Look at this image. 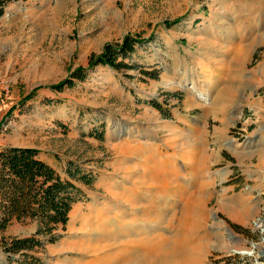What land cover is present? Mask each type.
Instances as JSON below:
<instances>
[{
	"label": "rangeland",
	"instance_id": "1",
	"mask_svg": "<svg viewBox=\"0 0 264 264\" xmlns=\"http://www.w3.org/2000/svg\"><path fill=\"white\" fill-rule=\"evenodd\" d=\"M127 34L152 37L132 60L161 69L157 79L97 65L73 87L51 88ZM179 50L198 65L188 74L177 64L181 77ZM153 98L166 116L147 107ZM186 120L203 132V154H176L188 127L165 141L166 125ZM134 144L174 154L128 153ZM6 146L36 148L60 172L73 160L97 175L90 186L76 181L85 194L63 235L36 252L41 264H264V0L9 2L0 18ZM34 227L13 218L0 239ZM0 264H21L1 240Z\"/></svg>",
	"mask_w": 264,
	"mask_h": 264
},
{
	"label": "trees",
	"instance_id": "2",
	"mask_svg": "<svg viewBox=\"0 0 264 264\" xmlns=\"http://www.w3.org/2000/svg\"><path fill=\"white\" fill-rule=\"evenodd\" d=\"M12 1L0 0V18L6 5ZM149 38L127 34L120 42L105 43L99 54L91 56L87 66L77 67L51 88L61 91L73 87L76 81L85 80L88 70L97 65H107L118 71L137 69L138 79H157L161 69L146 68L144 64L132 60L133 53ZM148 104L165 116L169 113L167 106L164 107L157 99L148 100ZM91 134L103 139V132L93 131ZM96 178L92 168H85L73 160L67 161L60 172L41 159L38 150L33 147H0V230L5 229L13 218L35 223L34 230L29 234L0 239L7 259L21 264H41L42 257L36 252L63 235L60 230L65 227L72 204L85 194L76 181L90 186Z\"/></svg>",
	"mask_w": 264,
	"mask_h": 264
},
{
	"label": "crops",
	"instance_id": "3",
	"mask_svg": "<svg viewBox=\"0 0 264 264\" xmlns=\"http://www.w3.org/2000/svg\"><path fill=\"white\" fill-rule=\"evenodd\" d=\"M191 25H193V24H191ZM191 25H190V27H191ZM197 41H202V40H197ZM179 46H181V45H179ZM181 53H183V52H181L179 50L178 55H176V56L174 55V60H176V66H174V72L179 77H181V71L178 69L177 64H180L181 65V64H185L186 63L185 64V67L188 68V70H189L190 67H194V66L198 67V65H195L194 62H193V60H192V57L194 55H189V53H186L187 55H185V54L182 55ZM133 56L135 57V55H133ZM196 58L200 59L198 56H196ZM143 64L145 65V63H143ZM160 74H161V72H160ZM160 74H159V76H160ZM188 74H190V70H189V73ZM211 76L212 77H210V78L215 79L217 81L222 79V78H220V75H216L215 73H212ZM135 78H137V76H135ZM150 80L151 79H147L146 82H148ZM122 82H124V81H122ZM121 84L126 88V85L124 83H121ZM156 85L160 86L161 84L160 83H156ZM124 87H123V89L125 91V88ZM172 89L173 90H170V91H174L175 88H172ZM226 93L227 92H226L225 89H218V95H220V97L223 96ZM220 99H222V98L217 99L216 100V103L220 102L221 101ZM147 107L150 108V109H153V110H155L157 112H159L157 109H155L152 106H148L147 105ZM204 109L209 112V110L206 107H204ZM206 117H207V115H206ZM183 120L184 119H182V122H183ZM184 122H185V124H179L178 125V124H176V122H172L171 121L170 124H167L166 126L168 128L166 127V129H165V131H166L165 134H166L167 138H165V141H168L169 139H173L174 141L177 140V142H179V140H180L179 137L180 138L181 137L184 138V133H183V132H185V129L184 128L185 127H188V132H186V133H189L190 135H189V137L187 135V138L188 139L186 141V143H187L186 150H184L183 152L182 151H177V152L175 151L176 154H203L204 153L203 151L201 153V152H198V150H197V146H198L197 145L198 144L197 137H199V135H201V137H202L203 136V132L201 130L200 131L199 130H196V132H195L194 129H193L194 125L190 124L188 120H186ZM170 126H172V127H170ZM169 131L171 133L169 135H167V133ZM119 147L120 148H124L125 145L123 144V145H121ZM137 149H138L139 152H136ZM120 152H123V151H120ZM126 152H123V154H125ZM148 152L142 148V145L141 144H134L133 146L130 145V149H129V152L128 153H130V154H174L172 150H169V151H167V153H165V152L159 151L158 148H156V147H152L151 151L149 153ZM46 162H48L49 164L52 165V163H50L49 161H46Z\"/></svg>",
	"mask_w": 264,
	"mask_h": 264
},
{
	"label": "built area",
	"instance_id": "4",
	"mask_svg": "<svg viewBox=\"0 0 264 264\" xmlns=\"http://www.w3.org/2000/svg\"><path fill=\"white\" fill-rule=\"evenodd\" d=\"M259 261L257 258H255L253 261H251V264H257Z\"/></svg>",
	"mask_w": 264,
	"mask_h": 264
},
{
	"label": "water",
	"instance_id": "5",
	"mask_svg": "<svg viewBox=\"0 0 264 264\" xmlns=\"http://www.w3.org/2000/svg\"><path fill=\"white\" fill-rule=\"evenodd\" d=\"M6 11H7V10H6ZM2 16H3V15H2ZM2 16H1V17H2Z\"/></svg>",
	"mask_w": 264,
	"mask_h": 264
}]
</instances>
